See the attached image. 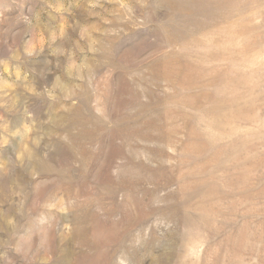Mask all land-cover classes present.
Masks as SVG:
<instances>
[{
	"label": "rangeland",
	"instance_id": "obj_1",
	"mask_svg": "<svg viewBox=\"0 0 264 264\" xmlns=\"http://www.w3.org/2000/svg\"><path fill=\"white\" fill-rule=\"evenodd\" d=\"M0 264H264V0H0Z\"/></svg>",
	"mask_w": 264,
	"mask_h": 264
}]
</instances>
